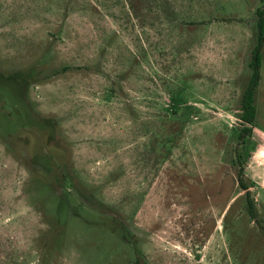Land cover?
<instances>
[{
  "label": "rangeland",
  "instance_id": "374dc122",
  "mask_svg": "<svg viewBox=\"0 0 264 264\" xmlns=\"http://www.w3.org/2000/svg\"><path fill=\"white\" fill-rule=\"evenodd\" d=\"M262 9L0 0V264H264Z\"/></svg>",
  "mask_w": 264,
  "mask_h": 264
},
{
  "label": "trees",
  "instance_id": "16d2710c",
  "mask_svg": "<svg viewBox=\"0 0 264 264\" xmlns=\"http://www.w3.org/2000/svg\"><path fill=\"white\" fill-rule=\"evenodd\" d=\"M258 20H257V43L254 47L252 54H251V60L249 63V67L251 69V75L249 77L247 86L242 94L241 97V106L240 111L241 114L239 115V120L243 124V128L240 131L239 138L243 139L244 135L250 134L251 130L245 126H250L253 124L256 116V108L254 105V95L256 88L259 83V68L261 63V47L264 42V9L257 12ZM237 180H238V186L242 190H246V186L244 185L242 181V170L240 169L237 172ZM248 211L251 216L254 215V206L252 201H247Z\"/></svg>",
  "mask_w": 264,
  "mask_h": 264
}]
</instances>
